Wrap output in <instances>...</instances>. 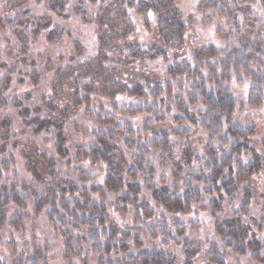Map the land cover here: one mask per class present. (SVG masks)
Returning <instances> with one entry per match:
<instances>
[{
    "label": "trees",
    "instance_id": "trees-1",
    "mask_svg": "<svg viewBox=\"0 0 264 264\" xmlns=\"http://www.w3.org/2000/svg\"><path fill=\"white\" fill-rule=\"evenodd\" d=\"M244 1L248 0H201L198 7L201 15L209 17V12H217L218 19L225 20L232 28H236L235 31L224 32L220 24H217L218 37L224 42L233 37L236 46H228L221 52L211 48L196 51L194 59L199 64L193 71L187 61L186 51L187 46H192L193 42L184 37L187 27L175 6L177 0H79L73 13L84 24L96 28L98 55L83 62H70L61 66L48 62L46 69L55 74L54 81L50 93L44 95L38 104L33 103V94L26 93L22 97L18 91L30 85L38 88L41 83V56H31L30 51L45 33L48 32V43H57L63 39V32L53 29L52 18H34L28 9H21L17 19L0 20V24L7 31L4 38L1 39L0 35V41L5 46L4 57H0V113L14 110L25 129L30 130L34 140L18 146L17 150L25 161L27 171L43 187V191L39 192L34 185L22 182L12 155L3 159L9 155L6 141L10 137L19 138L25 134L21 130H12L13 120L5 116L0 121V236L7 227L19 232L30 218L29 210L36 216L48 210L47 220L63 234L66 256L74 257L80 264H88V257L84 256L83 242L91 243L92 253L101 257L97 264H183L176 255L160 249L142 251L138 256H126L118 262L106 260L105 257L110 256L116 249L129 248L126 242L123 245L117 243L120 232L117 224H110L106 197L108 193L125 192L117 197V202L120 201L125 207L134 206L142 215L149 217L151 210L148 203L140 202L139 195L142 191L136 185L138 174L155 173L146 169L144 158L152 150L162 152L169 156L168 161L176 167L181 178L182 167L193 164V153H187L183 149L185 157L183 166L179 167L172 160L177 152L171 145V139L188 140L190 135L183 129L186 125L198 126L212 138H220L222 133L225 134L220 140V151L222 153L226 148H230V151L220 157L219 151L208 148L206 155L210 163L205 164L204 160L195 162L199 167L204 163V170L202 173L187 174L183 195L174 193L170 187H154L151 182L154 174H151L150 183H146L145 189L152 195L156 206L162 207L167 213L187 215L204 198L216 196L209 208L216 218L222 212L223 203L227 200L233 206L243 183L248 182L262 169L261 159L256 155L255 161L246 169L235 158L249 150V140L254 135V129L244 130L233 124L231 117L239 102L223 87L224 83L230 81L232 74L238 77L243 74L252 83L249 106L264 109V24L257 29L250 6L243 4ZM68 4V0H50L48 8L50 13L68 19L69 16L65 14ZM89 8L95 12L91 14ZM134 9L138 14L153 12L158 15V34L162 39L152 48H145L137 41L129 14ZM240 16L246 20L243 29L239 27ZM170 50L176 62L167 71V81L151 64L160 59H168ZM214 58H219V61L215 64L204 63V60ZM203 69L209 73V77H198L187 97L190 107H195L201 101L208 110L199 125V116L194 115L183 102L182 84H179V94L173 98L174 92L169 80L175 81L185 75L197 74ZM206 85H213L214 89L208 91ZM14 92L17 95H13ZM118 95H128L139 101L159 100L163 106L166 100L169 102L166 105L167 115L171 116L172 110L177 115L171 120L167 119V115L157 111V105H146L145 109H119L115 105L113 114L105 113L102 109L100 113L92 110L95 97L113 100ZM83 108L86 109L87 119L93 121L92 124L98 130L92 132L93 143L89 150H78V161L92 165L103 164L107 175L103 187L92 184L89 190L82 188V184H90L93 175L87 173L84 167L80 168L78 178L59 173L56 161L35 142V139L45 134V141L54 144L55 154L61 159L68 158L70 138L65 130L66 125ZM119 114L131 120L141 114L151 116L145 132L153 138L151 143L138 147L136 141H141V135L134 133L129 123L125 127L118 126ZM226 125L228 128L224 131ZM108 129V132L105 131ZM16 140L14 139L13 146H16ZM126 152L136 154L132 159L134 167H130ZM234 164H238V170H244L237 177ZM6 177L9 183L5 182ZM126 178L131 181L128 182ZM143 181H148V175L143 176ZM193 185H200L202 189H192ZM20 186L27 193V197L19 192ZM180 189V185H175V190ZM92 194L98 195L101 202L94 201ZM245 196L247 198L241 205L242 211L232 217L221 218L216 223V232L224 238L226 249L233 250L240 258L250 255L253 264H264V242L258 240L251 227L243 223V216L248 215L246 209L252 195L246 192ZM12 208L17 211L12 212ZM137 218L136 222L140 224L139 213ZM70 226L74 234L80 235L86 231L87 237L74 241L67 232ZM149 232L154 238L163 235L168 242H176L178 246L184 247L187 258L184 264H194L201 252L200 247L189 246L187 241H182L185 237L184 229H176L174 232L166 223H161L150 228ZM125 236L126 241L130 240L129 235ZM41 257L42 254L37 252L26 263L16 261L14 264H39ZM14 258L17 259V256L14 255ZM202 260L206 264H227L225 256L215 246ZM0 264L7 263L0 258Z\"/></svg>",
    "mask_w": 264,
    "mask_h": 264
},
{
    "label": "rangeland",
    "instance_id": "rangeland-1",
    "mask_svg": "<svg viewBox=\"0 0 264 264\" xmlns=\"http://www.w3.org/2000/svg\"><path fill=\"white\" fill-rule=\"evenodd\" d=\"M50 0H0V20L8 21V19H17L20 16L21 9H28L31 12V16L34 18H45L50 17L53 20V29L63 32V39L60 42L50 41L48 43V32L42 35L37 44L32 47L30 55L37 57L41 56V70L43 71V76L41 79L40 86L34 88L30 86L24 89H19V94L24 97L26 93H31L34 96L33 103H40L41 98L44 95L50 93L51 86L54 81L53 73L47 71L48 62L54 64L55 66H61L69 64L70 62H83L85 59H91L98 55L99 42L96 34V28L92 25H86L83 21L73 13L74 6L79 2V0H68L69 4L66 7V13L69 17L65 19L58 15L50 13L48 4ZM201 0H177L175 3L176 8L181 14V20L187 27L185 34L186 40H191L193 42L192 46H187V61L191 64L192 70L194 71L199 64L198 61L194 59L196 51H203L207 49H214L217 52L225 50L228 46L234 47L236 44L233 42V37L231 39L227 38V42L222 41L217 33H219V23L224 32L227 30L235 31L236 28H232L228 22L218 19L217 12H209V17H204L199 12V5ZM247 3V4H246ZM243 4L249 5L251 9L252 18L256 19L257 29L264 24V0H248L244 1ZM91 14L95 11L89 8ZM9 12V13H7ZM130 17L132 18L133 26L137 36V41L145 48H152V46L161 40V36L158 34L159 23L158 15L153 14V21L149 19V14H138L136 9L129 11ZM245 17H239V27L243 29L245 26ZM250 21H253L252 19ZM7 31L4 30L3 26L0 24V35L1 39L5 37ZM261 35V34H260ZM263 36V35H261ZM230 40V41H229ZM0 57H4L5 46L0 41ZM170 56L168 59H160L151 64V67L164 79L168 81L167 71L172 67L176 60L172 56V51L170 50ZM80 55V56H79ZM73 59V60H72ZM219 61V58L204 60V63L210 62L215 64ZM47 66V69H46ZM209 77V73L203 69L200 73L185 75L182 78H178L175 81L169 80L172 84L173 98H176L179 94V84H182V95L183 102L188 106L190 111L196 116H199V125L203 120L204 116L208 113V110L203 106L202 102L199 101L195 107H190L187 104V97L191 92L192 87L196 84L198 77ZM251 81L246 79L244 75L239 77L232 74L230 81L224 83L223 87L228 90L231 95L236 98L239 105L233 114L232 122L235 126H239L244 130L250 128L254 129V135L251 136L249 140V150L243 152L240 156L235 157L240 163L244 165V168H248L254 161V156H258L262 162V169L253 176L248 182L243 183L240 189V193L237 195V201L233 206L229 205L226 200L222 206V212L216 216V218L211 214L209 208H211L213 201H215L216 196L213 198H204V200L192 207V212L187 215H172L167 213L162 207L156 206L153 201L152 195L145 189L147 182L150 183L151 174H154V180H151L152 185L159 189L163 187H170L172 191L183 195L185 193L184 183L186 181V176L188 173H202L204 170V163H210L209 157L206 155L208 148H213L219 151V156L222 157L225 153L230 151V148H226L224 152L221 153V143L220 140L224 138L225 134L222 133L219 138H212L208 136L203 129L193 127L191 125L184 126L183 129L189 133L190 138L188 140H175L171 139V145L177 152L173 156L172 160L177 163V165L183 166L185 153L184 150L193 153V164L189 167H182L181 178L177 174L176 167L168 161L169 156L164 155L160 151H150L149 156L144 158L145 167L148 170H152L155 173H142L138 174V181L136 185L141 188V194L139 199L141 203H148L151 211H149L148 216L142 215L133 206L125 207L120 201L117 202V197L122 195L108 193L107 195V206L109 210L110 224H117V229L119 230V236L117 238V243L119 245H128V250L116 249L110 256H103L106 260H111L118 262L119 260L125 258L126 256L135 255L138 256L142 251H154L157 249L164 250L172 255H176L182 261V263L187 262L185 256L184 247L178 246L176 242H168V240L163 237V235L154 238L152 234H149V229L152 227H157L158 224L166 223L170 228L176 232L178 230H185V237L182 241H187L189 246L200 247L201 252L198 258L194 261V264H206L203 262V257L208 254L212 247H216L219 253L225 256L227 264H253L251 262L250 255L246 257H239L235 254L233 250L226 249L224 245V238L217 235L216 223L225 217H232L236 215L237 212H241V205L247 197L245 193L249 192L252 197L251 202L247 210V217L243 216V223L251 227L257 235V239L264 242V109L261 108H251L248 104L249 101V91L251 89ZM208 91L214 89L213 85L205 86ZM16 88V87H15ZM17 89V88H16ZM18 94V95H19ZM15 94V92L13 93ZM164 97V96H163ZM165 106L158 100L157 102L153 100L139 101L135 97H130L128 95H118L115 99L109 100L101 97H95L93 100L92 110L99 112L100 109L105 113H114L113 107L116 105L119 109L132 108L137 109L142 107L145 109L146 105H157L158 112H163L167 115L166 105L169 102L164 101ZM86 109L83 108L75 117L70 119L66 125V133L70 138L69 157L66 159H61L54 152V144L47 143L45 141L46 135H42L35 139L38 147L45 153L48 154L57 163V171L63 175H69L73 177L79 176L80 168L84 167L87 173L93 175V181L90 184H82V188L90 189L92 184H98L101 187L104 186V181L106 175L105 167L103 164L92 165L89 162H79L77 157V152L79 149L85 151L89 150L93 143L92 132L97 131L98 128L95 127L90 120L87 119ZM157 112V113H158ZM177 115L174 110L172 114L167 115V119H170ZM11 118L13 120L12 130H21L25 133L22 137H10L7 143L8 153L6 157L11 156L15 159V165L19 177H21L22 182L34 185L39 192L43 191L42 185L38 182L36 183L26 169L25 161L20 156L18 152V146L30 143L29 140H34L30 130L25 129L18 117L16 112L11 110L7 113H0V121L4 117ZM117 125L125 127L126 123L132 125L134 133L141 135V141H136L138 147L146 146L151 143L153 138L145 134L146 126L148 120H151V116L147 114H141L135 119H125L122 114L117 116ZM224 125L226 124V118L223 120ZM1 126V124H0ZM228 126H225L226 131ZM105 131H109L105 130ZM10 136V134H9ZM50 136V135H49ZM14 139H17L16 146H13ZM235 141L233 140L232 143ZM2 141H0L1 145ZM184 149V150H183ZM127 158L130 161V167L133 166L132 159L136 155L135 153L126 152ZM198 160H204L202 166H196L195 162ZM234 170L236 177L240 171L238 170V164H234ZM208 173V172H207ZM148 175V181H143V176ZM207 177L210 174H206ZM180 178V179H179ZM126 180L130 182V179ZM180 180V181H179ZM5 182L9 183L8 177H6ZM175 185H180V190H175ZM192 189H202L200 185H193ZM19 192L27 197V193L23 192L21 186L18 188ZM93 200L96 202H101L98 195H91ZM31 203V199L29 198ZM12 207V206H11ZM32 207V206H31ZM15 208H12V212H16ZM28 214L30 218L26 220L24 226L19 232L7 227L0 236V258L7 264H14L16 261H22L26 263L30 258L36 255L37 252L42 254L39 260V264H80L74 257H67L65 254L66 242L63 239V234L60 230L55 228V225L47 220V214L49 211H45L42 215L36 216L32 214L29 210ZM139 213L140 224H137V214ZM177 226H180V228ZM69 235H72L74 241L78 239H85L86 231H83L80 235L73 233L72 226L67 228ZM130 240H125L126 236ZM84 256L88 257V264H97L99 258L92 253V244L89 242H83ZM17 256V259L14 258Z\"/></svg>",
    "mask_w": 264,
    "mask_h": 264
},
{
    "label": "water",
    "instance_id": "water-1",
    "mask_svg": "<svg viewBox=\"0 0 264 264\" xmlns=\"http://www.w3.org/2000/svg\"><path fill=\"white\" fill-rule=\"evenodd\" d=\"M149 13L152 14V15H149V19H150L151 21H153V12H149Z\"/></svg>",
    "mask_w": 264,
    "mask_h": 264
},
{
    "label": "snow or ice",
    "instance_id": "snow-or-ice-1",
    "mask_svg": "<svg viewBox=\"0 0 264 264\" xmlns=\"http://www.w3.org/2000/svg\"><path fill=\"white\" fill-rule=\"evenodd\" d=\"M149 15H152L151 13H149Z\"/></svg>",
    "mask_w": 264,
    "mask_h": 264
}]
</instances>
